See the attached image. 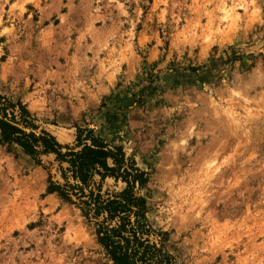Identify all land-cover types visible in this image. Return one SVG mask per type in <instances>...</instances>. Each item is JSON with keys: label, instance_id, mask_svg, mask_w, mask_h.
<instances>
[{"label": "rangeland", "instance_id": "obj_1", "mask_svg": "<svg viewBox=\"0 0 264 264\" xmlns=\"http://www.w3.org/2000/svg\"><path fill=\"white\" fill-rule=\"evenodd\" d=\"M0 92L62 145L120 146L179 264H264V0H0ZM0 155V264H111L51 156Z\"/></svg>", "mask_w": 264, "mask_h": 264}, {"label": "trees", "instance_id": "obj_2", "mask_svg": "<svg viewBox=\"0 0 264 264\" xmlns=\"http://www.w3.org/2000/svg\"><path fill=\"white\" fill-rule=\"evenodd\" d=\"M0 136L39 166L43 158H53L43 167L48 175L46 192L79 210L111 264H179L165 246L166 234L148 221L140 194L148 177L125 158L120 146L82 128H76L73 144L62 145L35 125L19 101L1 92ZM107 179L124 188L102 193Z\"/></svg>", "mask_w": 264, "mask_h": 264}, {"label": "bare ground", "instance_id": "obj_3", "mask_svg": "<svg viewBox=\"0 0 264 264\" xmlns=\"http://www.w3.org/2000/svg\"><path fill=\"white\" fill-rule=\"evenodd\" d=\"M1 156V155H0ZM2 158V157H0ZM13 170V166L8 161H0V176L3 178V173L10 174ZM10 176V175H9ZM13 181V180H12ZM9 183V182H8ZM14 183V182H13ZM18 183V182H17Z\"/></svg>", "mask_w": 264, "mask_h": 264}]
</instances>
